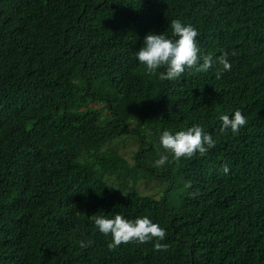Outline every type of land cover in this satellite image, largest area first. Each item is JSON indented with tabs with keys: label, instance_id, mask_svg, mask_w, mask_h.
Instances as JSON below:
<instances>
[{
	"label": "trees",
	"instance_id": "1",
	"mask_svg": "<svg viewBox=\"0 0 264 264\" xmlns=\"http://www.w3.org/2000/svg\"><path fill=\"white\" fill-rule=\"evenodd\" d=\"M173 19L231 71L149 75L136 52ZM236 110L247 125L221 134ZM193 124L216 145L176 162L160 136ZM117 214L167 251H110L90 217ZM0 264H264V0H0Z\"/></svg>",
	"mask_w": 264,
	"mask_h": 264
},
{
	"label": "clouds",
	"instance_id": "2",
	"mask_svg": "<svg viewBox=\"0 0 264 264\" xmlns=\"http://www.w3.org/2000/svg\"><path fill=\"white\" fill-rule=\"evenodd\" d=\"M172 29L171 37L164 33H149L143 42V46L136 52L138 61L146 66L149 75H156L157 70L163 68L164 71L159 72L160 80L175 81L181 77L186 70L195 72H207L215 63L222 67L217 71L216 78L219 79L225 72H230L232 64L228 59V53H223L219 57L206 55L201 63L200 47L198 43V30L191 24L185 25L179 19H173L170 22ZM235 55V52L232 53ZM222 124L219 129L221 134L231 130L235 136L244 128L248 119L240 110H236L234 115H221ZM162 147L172 154L174 161L179 162L181 158L191 159L197 154L203 157L207 152L214 148L216 140L213 139L211 133L205 132L199 124H193L185 130L173 133L170 130H164L160 136ZM168 155H161L154 162L155 167H163L167 163H171ZM229 167L224 165L222 172L227 174ZM191 187V183L187 185ZM198 192L192 193L193 196ZM99 232L105 236L111 235L112 242L107 245L110 251H115L122 244L140 243L147 244L155 240L153 247L156 251H167L168 245L161 243L164 241L167 232L160 227L158 223H154L148 216L130 220L123 215L117 214L114 218L106 216L90 217ZM81 248L90 247L93 241L78 242Z\"/></svg>",
	"mask_w": 264,
	"mask_h": 264
},
{
	"label": "rangeland",
	"instance_id": "3",
	"mask_svg": "<svg viewBox=\"0 0 264 264\" xmlns=\"http://www.w3.org/2000/svg\"><path fill=\"white\" fill-rule=\"evenodd\" d=\"M121 148V151L124 149V156L128 159V160H131L130 158V150L133 148V145L128 143L126 144L124 147H120ZM123 148V149H122ZM152 182L150 183H146L144 179H142L139 183H138V187L140 190H144L145 192L147 193H154L155 192V189H153L151 186H152Z\"/></svg>",
	"mask_w": 264,
	"mask_h": 264
}]
</instances>
